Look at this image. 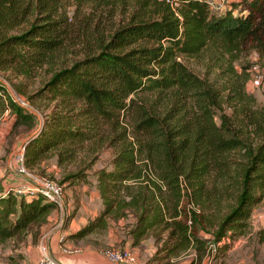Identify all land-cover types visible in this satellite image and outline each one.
<instances>
[{"label":"trees","instance_id":"trees-1","mask_svg":"<svg viewBox=\"0 0 264 264\" xmlns=\"http://www.w3.org/2000/svg\"><path fill=\"white\" fill-rule=\"evenodd\" d=\"M139 6L141 14L106 44L55 69L28 96L52 106L25 144L24 164L33 168L49 151L66 163L83 149H112V167L96 173L101 209L71 237L131 214L133 244L153 233L161 260L198 243L190 242L182 193L199 210L189 213L193 225L210 220L206 211L221 196L234 200L213 221L216 241L240 234L264 198V102L247 90L249 67L235 65L248 46L264 53V0H232L230 9L204 0ZM71 32L56 0H0V72L32 76L56 60ZM195 57L203 75L186 62ZM7 94L0 81V109L32 119ZM83 177L77 171L65 179ZM56 207L40 195L0 197V242L45 221Z\"/></svg>","mask_w":264,"mask_h":264},{"label":"rangeland","instance_id":"rangeland-1","mask_svg":"<svg viewBox=\"0 0 264 264\" xmlns=\"http://www.w3.org/2000/svg\"><path fill=\"white\" fill-rule=\"evenodd\" d=\"M56 2L58 10L66 13L71 26L72 41L69 45L60 51L52 64H44L30 77L15 75L9 71L0 72V81L8 89L7 95H13L32 115V119H22L14 115L8 106L0 109V124L2 119H6L10 128L9 133L3 135L6 141L0 152V197L10 195L17 199L35 197V195L27 196L9 188L6 182L10 174L7 166L10 164L12 166L13 155L32 132L40 129L44 114L49 112L52 106V103L46 101L31 102L28 96L50 77L52 71L60 66L69 65L86 54L96 52L106 44L117 27L141 14L140 0H56ZM224 5L221 9L231 8V2L229 5L227 3ZM233 12H238V9H234ZM186 62L195 72L203 75L205 67L200 58H190ZM240 64L249 67L247 69L248 92L262 104L264 102V53L248 46L241 59L235 62L236 67ZM19 99L25 103L21 104ZM5 110L8 111L3 116ZM14 142H16L15 148ZM97 150L96 152L83 149L74 160L66 163H58L55 152L49 151L33 168H28L24 164L29 174L58 184L62 190L61 201L59 204L56 203L55 209L48 212L45 221L32 223L18 235L0 242V264H41L42 247L47 248L48 259L53 264H114L104 256V251L107 249L128 252L135 255L137 261L142 257L141 254L123 247V242L116 241L129 231V227L134 222V216L131 214L124 218L122 225L117 224V219L108 218L107 225L112 229V235L106 234L107 229H98L95 234H88L82 238L71 237L72 233H66L72 230L69 228L71 223L75 227L77 224L81 227L83 226L81 218L86 216L87 220L92 219V216L87 214L97 215L101 209V200L96 188V173L101 168L112 167L113 151L108 148ZM77 171L83 172L85 177L80 180L65 179L66 176ZM217 180L218 184L229 182L222 178ZM182 194L181 205L187 212L185 222L191 230L190 242H198L197 245L192 244L198 256L196 264H200L202 260H206L207 264H264V198L253 207L247 225L240 234L233 238L224 237L216 241L213 235L216 226L213 225V221H217L218 215L225 214L228 211L227 208L235 203L234 200L228 196H221L218 206L210 205L206 211L213 215L210 222L206 220L193 225L189 213L192 214L193 210L199 212V210L193 205L187 193ZM150 236L154 238L153 233L147 235V237ZM165 236L166 231L162 232L161 237L165 238ZM68 246L71 249L77 248V252H67ZM155 255L156 253H148L144 260H155Z\"/></svg>","mask_w":264,"mask_h":264},{"label":"built area","instance_id":"built-area-1","mask_svg":"<svg viewBox=\"0 0 264 264\" xmlns=\"http://www.w3.org/2000/svg\"><path fill=\"white\" fill-rule=\"evenodd\" d=\"M204 1L208 4V6L217 7V8H221L222 6H225L224 4L226 3L229 5V3L231 2L230 0H229L230 2H226L227 0L226 1L225 0H204ZM11 98L14 102L20 105L19 104L20 102H18V100L13 95L11 96ZM20 101H21V104L25 103L22 100ZM7 111L8 110H5V113H7ZM8 168L10 171L20 176V178H23L22 181L18 183H14V181L7 182L9 185V188H12L18 191L19 193L27 195V196L40 195L44 197L46 201H50V202L52 201L55 204L56 203L59 204V202L61 201L62 190L58 184L54 183L51 180L38 178L27 172L25 165H24V148L21 147V145H20V149H18L13 155L12 166L10 164ZM42 251H43L42 252L43 259L41 260V264H53L48 259L47 248L42 247ZM66 251L69 253H75L77 252V248L71 249L68 246ZM104 256L107 257V259L112 261L114 264H136L137 262L135 255L130 254L128 252H121L117 249L105 250Z\"/></svg>","mask_w":264,"mask_h":264},{"label":"crops","instance_id":"crops-1","mask_svg":"<svg viewBox=\"0 0 264 264\" xmlns=\"http://www.w3.org/2000/svg\"><path fill=\"white\" fill-rule=\"evenodd\" d=\"M5 114L6 113H4L3 116ZM14 115H15V113H14ZM9 131H10L9 122L6 119H2V122L0 124V152L3 149L2 148L3 143L6 141L5 139H3V135L8 134ZM13 147L14 148L16 147V142L13 143ZM8 164H9V161H8L7 165ZM7 167H9V165ZM17 177H18L17 174L10 171V174H9L6 182H8L10 179H13L14 181H16L14 183L21 182L22 178H17ZM87 215H91L93 218L94 215H96V214L91 213V214H87ZM80 221H81V225H84L87 222V217L85 216V217L81 218ZM123 221H124V218L117 219V224L122 225ZM72 222H74V220ZM79 227L80 226H78V224L75 227L71 223L69 225V228L72 230H70L69 232L66 231V233L67 234L68 233H74L79 229ZM106 229H107L106 234L112 235V229L108 225H107ZM95 233L96 232L94 231V232L90 233L89 235L95 234ZM116 241L117 242H123V247L127 248L128 250H132V251L136 252L137 254H141L142 257L138 258V261L136 264H196V263H198L196 260V258L198 256L196 255V251H195L192 244L188 247L187 250L181 251L180 253H178L176 255H170V256H168L164 259H161V260L155 259V260L150 261V259L144 260V257H146V255L148 253L151 254V253L157 252V244H156V242L152 236H150V237L144 236L143 238H141V240L138 243L133 244L132 238L129 235V233L127 232L126 235H124L122 238H119ZM142 249H143V251H142ZM84 252H85V250H84ZM200 260H201V257H200ZM200 264H207V262H206V260H202Z\"/></svg>","mask_w":264,"mask_h":264},{"label":"water","instance_id":"water-1","mask_svg":"<svg viewBox=\"0 0 264 264\" xmlns=\"http://www.w3.org/2000/svg\"><path fill=\"white\" fill-rule=\"evenodd\" d=\"M40 128H41V127H40ZM36 132H37V131L32 132V133L29 135V137L27 138V140H26L23 144H21V146H23L24 149H25V144H26V142L28 141V139H30L33 135H35Z\"/></svg>","mask_w":264,"mask_h":264}]
</instances>
